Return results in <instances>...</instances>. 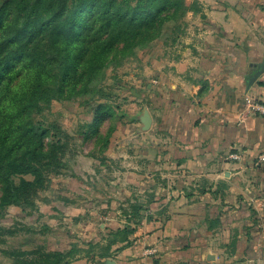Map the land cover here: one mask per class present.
I'll use <instances>...</instances> for the list:
<instances>
[{
	"label": "crops",
	"instance_id": "crops-1",
	"mask_svg": "<svg viewBox=\"0 0 264 264\" xmlns=\"http://www.w3.org/2000/svg\"><path fill=\"white\" fill-rule=\"evenodd\" d=\"M187 2L192 8L174 45L178 57L155 73L157 97L142 92L147 105L154 103L156 122L124 135L141 137L137 164L144 176L132 182L141 187L117 210L116 227L127 223L134 203L143 207V219L130 222L132 244L107 259L264 264V113L257 107L264 105V73L246 88V76L264 63V0ZM109 201L103 212L113 215ZM58 208L87 218L84 223L100 213L86 201H62Z\"/></svg>",
	"mask_w": 264,
	"mask_h": 264
},
{
	"label": "trees",
	"instance_id": "trees-1",
	"mask_svg": "<svg viewBox=\"0 0 264 264\" xmlns=\"http://www.w3.org/2000/svg\"><path fill=\"white\" fill-rule=\"evenodd\" d=\"M191 8L187 0H0V242L7 245L0 251L11 264H73L86 255L103 263L132 244L136 228L130 222L143 219L139 203L106 243L89 242L88 249L77 243L50 248L32 236L15 245L8 238L18 229L1 220L11 205L37 208L39 192L70 169L72 134L50 118L53 101L79 102L90 118L78 136L95 137L98 150H108L120 105L104 86L106 69L123 65L165 28L166 42L176 43ZM142 92L150 99L158 94L147 86Z\"/></svg>",
	"mask_w": 264,
	"mask_h": 264
},
{
	"label": "rangeland",
	"instance_id": "rangeland-1",
	"mask_svg": "<svg viewBox=\"0 0 264 264\" xmlns=\"http://www.w3.org/2000/svg\"><path fill=\"white\" fill-rule=\"evenodd\" d=\"M165 29L151 45L136 48L135 55L127 58L123 65L106 69L104 86L110 93L111 101L120 107L117 118L112 122L116 125V130L105 152L98 150L94 143L95 137L84 140L78 136L80 125L90 118L79 102L53 101L50 118H56L72 134L68 137L73 152L68 159L70 158L72 163L70 162L67 174L53 176L49 187L39 192L37 208L25 211L17 205L8 208L1 224L12 225L18 229L14 237L8 238L11 243L17 245L25 236H32L38 239L36 242L47 240L50 248H69L72 243H77L88 249L89 242L106 243L105 238L118 228L116 226L120 222L117 210L126 204L125 199L128 195H135L141 187L132 182H137L144 176V173L140 172L142 165L137 164L140 159L138 146L141 144V137L130 140L124 139V135L142 129L143 123L137 116L150 105H147L148 95H142L141 92L146 89L147 83L152 81L154 89L158 91V83L153 78L155 73L160 68L172 67L173 58L178 57L177 49L180 46L174 47L175 43L166 42V39L170 38L168 28ZM153 104L150 106L153 115L152 125L156 122L157 114L152 108ZM110 123L109 121L105 123L103 131L107 130ZM132 147L136 149L134 153L131 152ZM66 198L69 202L77 204L86 201L91 210L100 213L97 216L94 214L95 217L91 219L89 217L91 221L87 223H84L87 218H80L77 214L67 216L58 208L62 206V201L66 202ZM109 199H113L112 204L109 201L114 207L113 215L103 212V207L108 205ZM27 228L32 229L34 233ZM6 246L0 242V248ZM96 250L98 251V248ZM81 254H86V251ZM0 264H11L1 251ZM73 264H95V260H89L86 255Z\"/></svg>",
	"mask_w": 264,
	"mask_h": 264
},
{
	"label": "water",
	"instance_id": "water-1",
	"mask_svg": "<svg viewBox=\"0 0 264 264\" xmlns=\"http://www.w3.org/2000/svg\"><path fill=\"white\" fill-rule=\"evenodd\" d=\"M264 73V63L260 65V67L253 73H250L246 76V88L249 90L252 85L256 82V80ZM141 122L143 123L142 129L148 130L152 125V115L149 109H145L142 116ZM106 264H117V262L113 259H107Z\"/></svg>",
	"mask_w": 264,
	"mask_h": 264
},
{
	"label": "built area",
	"instance_id": "built-area-1",
	"mask_svg": "<svg viewBox=\"0 0 264 264\" xmlns=\"http://www.w3.org/2000/svg\"><path fill=\"white\" fill-rule=\"evenodd\" d=\"M257 107L259 110H261L264 113V105L258 104ZM229 156L232 159H240L241 158V154L238 152H231ZM262 157L264 158V155Z\"/></svg>",
	"mask_w": 264,
	"mask_h": 264
}]
</instances>
